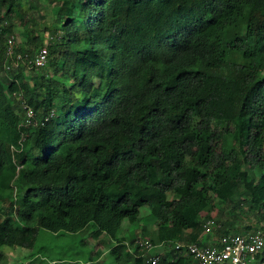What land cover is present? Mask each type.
I'll return each mask as SVG.
<instances>
[{
    "label": "trees",
    "instance_id": "1",
    "mask_svg": "<svg viewBox=\"0 0 264 264\" xmlns=\"http://www.w3.org/2000/svg\"><path fill=\"white\" fill-rule=\"evenodd\" d=\"M54 5L45 44L39 0H0V264L90 227L117 264H193L215 203L219 238L264 230V0ZM144 206L163 253L119 238Z\"/></svg>",
    "mask_w": 264,
    "mask_h": 264
},
{
    "label": "rangeland",
    "instance_id": "2",
    "mask_svg": "<svg viewBox=\"0 0 264 264\" xmlns=\"http://www.w3.org/2000/svg\"><path fill=\"white\" fill-rule=\"evenodd\" d=\"M39 1L42 3L43 7L36 12L37 26L34 28V31H36L38 38L42 34L44 38H46L48 36V31L44 33V29L46 26H51L55 20L56 7L54 5V0ZM22 32V29H16L17 40L21 43L25 42ZM45 44H49L48 38L45 39ZM29 74L30 71L28 75ZM207 213L218 222L224 219L223 213L218 212L216 203L209 207ZM155 230L156 219L152 216L149 208L144 206L141 209V219L135 224H130L126 221L123 224V231L119 235V238H126L128 242L134 238L145 240L149 239V237H147L149 232ZM94 232L95 227H90L84 232L76 234L64 233L58 236L43 230L33 250L4 247L1 249V252L6 255L8 262L11 264H88L91 258H96L99 264H117L115 258L109 253L111 247L116 245V242L112 241L106 235L95 238ZM217 237L218 236L213 233L209 237V241L213 242L214 238ZM163 251L164 249L160 248H155L153 250L154 253H163ZM97 252H100V255L96 257ZM153 252H151V254Z\"/></svg>",
    "mask_w": 264,
    "mask_h": 264
},
{
    "label": "built area",
    "instance_id": "3",
    "mask_svg": "<svg viewBox=\"0 0 264 264\" xmlns=\"http://www.w3.org/2000/svg\"><path fill=\"white\" fill-rule=\"evenodd\" d=\"M10 54H12L11 50ZM18 59L22 60L21 57ZM47 60L48 48L45 47L34 60L29 62V65L43 67ZM27 116L29 117L27 122L30 124L34 117L33 111L27 109ZM218 227L216 220L210 219L204 225V234L206 236L212 235ZM134 247L140 248L147 255L157 248L150 240L142 239L136 240L132 249ZM174 248L178 254L191 258L193 264H264V230L240 235H227L220 239L218 245L204 246L196 243H177ZM150 261L152 264H158L160 256H152Z\"/></svg>",
    "mask_w": 264,
    "mask_h": 264
},
{
    "label": "crops",
    "instance_id": "4",
    "mask_svg": "<svg viewBox=\"0 0 264 264\" xmlns=\"http://www.w3.org/2000/svg\"><path fill=\"white\" fill-rule=\"evenodd\" d=\"M221 238H222V237H221ZM221 238H218V237H217V238H214L213 242L217 241V245H218V242L220 241ZM213 242L211 241L210 243H213ZM210 243H209V245H212V244H210Z\"/></svg>",
    "mask_w": 264,
    "mask_h": 264
}]
</instances>
